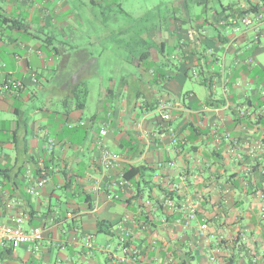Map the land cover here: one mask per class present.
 <instances>
[{
	"label": "crops",
	"instance_id": "obj_1",
	"mask_svg": "<svg viewBox=\"0 0 264 264\" xmlns=\"http://www.w3.org/2000/svg\"><path fill=\"white\" fill-rule=\"evenodd\" d=\"M258 1L197 0L203 9L190 15L188 0H174L167 26L160 20L149 31L160 43L143 41L150 52L147 61L162 68L164 81L152 79L143 71L145 63L135 59L141 78L122 81L125 87L117 92V101L113 90L108 91L105 97L111 96L114 104L107 106L104 123L93 128L97 115L85 120L87 104L82 110L75 106L86 68L73 73L65 87H57L71 55L55 46L56 36L72 31L74 0H0V84L7 79L24 84L16 94L0 97V168L7 170L0 179V223H12L18 207L10 203L17 200L27 212L25 229L44 230L39 253L26 245L0 249V264H119L101 246L117 247V224L125 218L135 231L133 245L147 264L169 258L175 264H264V68L255 43L241 40L243 47L249 46L244 58L254 56L258 66L231 67L232 106L222 111L219 86L201 78L194 82L205 94L186 89L185 60L178 61L181 67L178 62L169 65L158 54L167 44L174 49L196 26L207 34L205 45L214 46L223 39L221 20L248 11ZM178 12L186 15L179 17ZM51 45L52 50L47 48ZM211 65L217 72V62ZM162 101L171 103L170 123L186 141L182 147L158 135L165 126L158 110ZM238 108L250 115L241 116ZM140 122L143 128L137 126ZM101 128L108 131L109 149L123 154L125 161L108 172L97 194L94 143ZM226 132L231 143L223 136ZM257 144L261 148L251 155ZM129 166H146L145 175L121 188L118 174ZM29 172L34 178L50 177L40 197L27 193ZM167 201L176 207L196 206L197 219L187 226L178 222L183 210L177 212ZM204 223L209 227L202 237ZM84 233L95 236V249L83 246Z\"/></svg>",
	"mask_w": 264,
	"mask_h": 264
},
{
	"label": "built area",
	"instance_id": "obj_2",
	"mask_svg": "<svg viewBox=\"0 0 264 264\" xmlns=\"http://www.w3.org/2000/svg\"><path fill=\"white\" fill-rule=\"evenodd\" d=\"M248 11L240 14H235L229 18L221 20V25L225 27L223 29V39L218 40L214 46H206L205 40L207 34L199 27H191L178 42L177 52H182L183 60L186 62V66L190 68L192 77L195 80H199L203 77L209 84L213 86H219L221 94L223 96V104L220 105L219 110L231 109L232 103L229 95V83L231 76V67L237 66L241 63L246 64L249 68L257 67L258 64L254 56L244 58L245 48L249 49V46L243 47L241 40L248 41L250 43L260 44V40L264 35V1L259 0ZM192 57V61L188 57ZM171 59H177V54H172ZM210 64H209V63ZM217 62V72L211 65ZM211 65V67H210ZM24 87V84L19 79H7L0 84V97L3 94L11 93L16 94ZM171 107V103L162 101L159 105V113L161 115V123L165 125L162 129L158 130V135L164 137L167 136L170 144L177 147H182L186 141L180 136L179 131L170 122L173 120V115L168 112ZM237 112L241 116L250 115L243 108H238ZM83 124V123H82ZM139 128H143V123L137 124ZM71 128L73 125L70 126ZM165 133H162V132ZM107 129L101 128L98 131L95 139V149L97 152V160L99 165V175L96 178L93 186V191L99 194L103 189V180L106 178L108 172L114 167H119L120 163L125 161L123 154L113 152L109 149L106 143ZM149 132H146L148 137ZM150 136V135H149ZM224 138L231 143L229 133H223ZM232 145V144H231ZM261 144H257L256 147L251 150V155L255 154V151L261 148ZM173 165V163H172ZM118 186L121 188L127 187L130 182L126 180L124 172H119ZM30 186L27 188V193L32 197H40L43 189L50 181L49 176H43L41 178H34L29 172ZM148 203V202H147ZM171 208H176L177 212L183 210V216L177 219L178 222H183L185 226L189 225L191 221L197 219V208L193 205H184L182 207H176L172 202L167 201ZM12 208H16L17 212L11 224L0 223V249H16L20 246L26 245L33 253H39L40 245L43 240L44 230L42 227H34L30 230L25 229V221L27 219L26 210L21 207V204L17 200H13L10 203ZM98 208V202H95L94 209ZM72 218V213L68 214ZM209 225L204 223L199 228V235L204 236L208 230ZM117 234L119 236V242L117 247L110 244L101 246V249L107 252H111L113 258L119 264H147L143 261V254L140 248L133 245L135 238V231L128 225V219H123L122 222L117 224ZM83 246L88 250H93L96 247L95 236L91 233H84L81 237ZM115 253H120V256L115 257ZM211 261L216 263L218 257L216 255L211 256ZM156 264H175V260L169 258L164 263Z\"/></svg>",
	"mask_w": 264,
	"mask_h": 264
},
{
	"label": "rangeland",
	"instance_id": "obj_3",
	"mask_svg": "<svg viewBox=\"0 0 264 264\" xmlns=\"http://www.w3.org/2000/svg\"><path fill=\"white\" fill-rule=\"evenodd\" d=\"M92 1L74 0L71 8L76 15L70 22L72 31H65L66 37L58 33L55 46L60 49L64 47L71 55L70 61L66 64L65 75L57 83L58 88L65 87L73 73L81 70L82 66L86 68L83 89H88V94L83 118L88 120L97 115L92 126L96 128L104 123L102 118L109 113L107 106L110 103L114 104L111 96L110 99L105 97L108 91L113 90L117 101V92L125 87L121 86L122 81L131 80L133 77L141 78L135 59L146 50L143 41L150 44L160 43L161 38L153 41L154 38L150 36L149 31L160 20L164 27L167 26L168 22L165 21L172 15L174 0H95V4ZM188 1L189 14H200L203 6L197 4V0ZM222 1L228 3L237 0ZM177 15L181 17L186 13L178 12ZM182 26L187 27L183 23ZM60 42L67 44L62 46ZM53 46L47 48L52 50ZM252 46L255 47L256 57L264 68V35L260 44ZM150 51L154 52V49ZM173 53L174 50L167 44L165 54L162 56L158 54L161 61L171 65L180 61L171 59ZM87 57L91 59L88 60ZM92 58L98 59V63H92ZM82 62L84 64H81ZM177 64L181 67L180 62ZM149 65H152V62L146 61L143 70L146 74ZM182 66L185 67L184 64ZM185 88H194L201 94L206 93L205 89L198 86L192 78L187 79ZM77 99L82 100L83 95L78 94L75 102ZM90 134L93 135L94 132L91 131Z\"/></svg>",
	"mask_w": 264,
	"mask_h": 264
},
{
	"label": "trees",
	"instance_id": "obj_4",
	"mask_svg": "<svg viewBox=\"0 0 264 264\" xmlns=\"http://www.w3.org/2000/svg\"><path fill=\"white\" fill-rule=\"evenodd\" d=\"M253 6H257V5H253ZM178 48L179 47L177 45L174 48L175 51H177ZM165 51H164V49H162V50H160L159 54L162 56V55L165 54ZM183 56L184 55L182 54V52L179 51L178 55H177V59H175V60L179 59L181 61V60H183ZM149 57H150V52L145 50V51H143L141 53V55L139 57V60L141 62L146 63V61L149 59ZM163 63H166V62L164 61ZM147 69H148L147 72L150 73V77L152 79H154L155 81H158L159 79L164 81L163 79H164L165 76H164V74L162 72V68L159 67V68L156 69V68H153L152 65H149V67H147ZM185 71H186V74L188 75L189 78H192L193 80H195L192 77L191 70H190V68H188V66L186 67ZM202 79H203V77H202ZM195 81H199V80H195ZM80 93L83 95V99L82 100L78 99V101L75 102V106H76L77 109L82 110V109H84L86 107V97H87V94H88V90L85 88V89L81 90ZM123 172H124V176H125L126 180H128L129 182H132L135 178L143 177L145 175L146 166H138V167L129 166V167L125 168L123 170ZM6 174H7V170H4V169L0 168V179L3 178V177H6ZM8 250H11V249H8Z\"/></svg>",
	"mask_w": 264,
	"mask_h": 264
}]
</instances>
